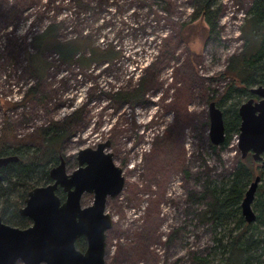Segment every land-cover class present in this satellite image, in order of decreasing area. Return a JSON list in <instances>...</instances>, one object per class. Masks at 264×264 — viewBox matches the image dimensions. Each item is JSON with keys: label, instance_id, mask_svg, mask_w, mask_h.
I'll use <instances>...</instances> for the list:
<instances>
[{"label": "rangeland", "instance_id": "374dc122", "mask_svg": "<svg viewBox=\"0 0 264 264\" xmlns=\"http://www.w3.org/2000/svg\"><path fill=\"white\" fill-rule=\"evenodd\" d=\"M250 3L219 0L221 16L210 31L194 19V0H0V139L10 131L21 140L76 112L59 152L66 171L76 169L79 150L105 141L122 169L123 188L105 205L112 227L104 264H196L198 258L216 264L212 224L200 221L209 202L201 194L207 180L226 181L242 159L235 130L227 144L213 147L208 105L214 102L225 119L249 98L238 94L225 67L240 51ZM49 24L58 25L60 41L85 38L120 54L79 68L47 50L41 61L48 69L38 82L27 56ZM150 66L142 101L112 98L136 87ZM26 149L22 155L33 151ZM253 162L264 184L261 164ZM92 200L85 193L81 205Z\"/></svg>", "mask_w": 264, "mask_h": 264}, {"label": "trees", "instance_id": "16d2710c", "mask_svg": "<svg viewBox=\"0 0 264 264\" xmlns=\"http://www.w3.org/2000/svg\"><path fill=\"white\" fill-rule=\"evenodd\" d=\"M72 1L79 4V0ZM194 2V19H202L211 31L221 16L219 0H194ZM57 33L58 25L49 24L32 39L31 44L36 51L35 54H28L27 60L38 82L43 80L48 69L41 61L42 55L47 50H55L61 63L68 66L77 65L79 68H87L92 62H111L120 54L112 45L106 48L93 47L85 38L60 41L57 39ZM239 34L242 42L240 51L228 58L225 70L232 83L239 86L238 94L250 98L253 97L249 93L250 88L259 85L264 87V0H251L239 28ZM150 69L151 66L146 69L145 75L131 91L116 93L112 98L115 101L128 103L142 101L152 80L147 77ZM31 89L28 88V91ZM229 92L230 90L227 95ZM237 105L231 107L228 118L223 119L225 129L223 145L231 139L229 134L231 130L239 132ZM75 117L76 112H73L63 121L53 122L49 128L37 130L21 140H16L10 131H5L3 138L0 139V155H15L18 160L0 168L2 222L21 229L31 224L28 218L19 215V207L23 205L30 189L51 182L48 166L58 161L61 144L65 136L70 135ZM30 147L33 151L22 155L20 151L24 148L29 150ZM256 170L252 157L247 155L237 161L226 181L216 183L207 180L206 182L201 197L208 198L209 202L200 212V221L212 224L214 249L218 256L216 264H264V184L260 182L252 202L254 221L247 223L240 208L246 188L256 176ZM258 171L264 174L261 168ZM56 194L60 198L64 196L60 189ZM76 248L80 251L85 249L83 238L76 241ZM195 263L212 264L206 258H198Z\"/></svg>", "mask_w": 264, "mask_h": 264}, {"label": "water", "instance_id": "95a60500", "mask_svg": "<svg viewBox=\"0 0 264 264\" xmlns=\"http://www.w3.org/2000/svg\"><path fill=\"white\" fill-rule=\"evenodd\" d=\"M238 110L239 132L237 146L241 159L248 154L260 162L264 170V87L254 86ZM209 137L217 146L225 140L223 113L214 102L208 105ZM110 142L95 148H84L76 153L77 168L67 172L64 160L49 170L51 182L30 189L18 212L31 224L26 228L10 226L0 218V264H104L105 232L112 227V218L106 213L108 198L118 196L124 185L122 169L107 152ZM17 156L0 157V167L16 162ZM261 181L254 177L240 204L247 223L254 221L252 202ZM60 188L64 199L56 194ZM92 194V203L81 205L83 194ZM85 240V249L76 248V241Z\"/></svg>", "mask_w": 264, "mask_h": 264}, {"label": "flooded vegetation", "instance_id": "af4514ba", "mask_svg": "<svg viewBox=\"0 0 264 264\" xmlns=\"http://www.w3.org/2000/svg\"><path fill=\"white\" fill-rule=\"evenodd\" d=\"M253 96V95H252ZM253 98H254V100H258V98L257 97H255V96H253ZM249 155V154H248ZM251 155V154H250ZM7 156H12V155H0V157H7ZM60 158H63L62 156H59L58 157V161L55 163V165L54 166H52V168L53 167H56V166H58L59 165V163H60ZM63 160H64V158H63ZM76 162H77V160H76ZM10 163H13V162H10ZM9 164V163H8ZM6 166V165H5ZM5 166H2V167H5ZM77 166H78V164H77ZM77 166H76V168H77ZM2 167H0V168H2ZM64 168L66 169V163H65V161H64ZM58 189H60V188H58ZM57 189V190H58ZM56 190V191H57ZM61 190V189H60ZM62 191V190H61ZM63 192V191H62ZM28 193V192H27ZM63 194H64V192H63ZM26 196H27V194H26ZM65 196V195H64ZM64 196H63V198H61V200H63L64 199ZM26 198V197H25ZM25 200V199H24ZM23 204H24V202H23ZM23 206V205H22ZM19 213V212H18ZM20 215V214H19ZM21 216V215H20ZM1 218V217H0ZM2 220V219H1Z\"/></svg>", "mask_w": 264, "mask_h": 264}]
</instances>
